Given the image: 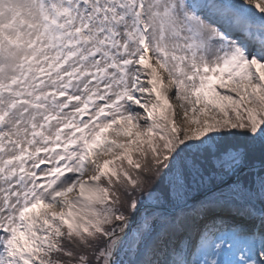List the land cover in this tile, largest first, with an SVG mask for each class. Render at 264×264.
<instances>
[{
  "label": "snow or ice",
  "instance_id": "obj_1",
  "mask_svg": "<svg viewBox=\"0 0 264 264\" xmlns=\"http://www.w3.org/2000/svg\"><path fill=\"white\" fill-rule=\"evenodd\" d=\"M0 264H264V0H0Z\"/></svg>",
  "mask_w": 264,
  "mask_h": 264
},
{
  "label": "rangeland",
  "instance_id": "obj_2",
  "mask_svg": "<svg viewBox=\"0 0 264 264\" xmlns=\"http://www.w3.org/2000/svg\"><path fill=\"white\" fill-rule=\"evenodd\" d=\"M173 102H175V101H173ZM256 156H258V157H259V153H257V154H256ZM257 159H259V158H257Z\"/></svg>",
  "mask_w": 264,
  "mask_h": 264
},
{
  "label": "bare ground",
  "instance_id": "obj_3",
  "mask_svg": "<svg viewBox=\"0 0 264 264\" xmlns=\"http://www.w3.org/2000/svg\"><path fill=\"white\" fill-rule=\"evenodd\" d=\"M175 104V102H173Z\"/></svg>",
  "mask_w": 264,
  "mask_h": 264
},
{
  "label": "trees",
  "instance_id": "obj_4",
  "mask_svg": "<svg viewBox=\"0 0 264 264\" xmlns=\"http://www.w3.org/2000/svg\"><path fill=\"white\" fill-rule=\"evenodd\" d=\"M257 158H259V157L257 156Z\"/></svg>",
  "mask_w": 264,
  "mask_h": 264
}]
</instances>
